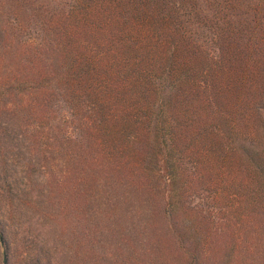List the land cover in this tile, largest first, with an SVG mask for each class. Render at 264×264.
Returning a JSON list of instances; mask_svg holds the SVG:
<instances>
[{
  "label": "trees",
  "instance_id": "1",
  "mask_svg": "<svg viewBox=\"0 0 264 264\" xmlns=\"http://www.w3.org/2000/svg\"><path fill=\"white\" fill-rule=\"evenodd\" d=\"M5 1L0 264H264V0Z\"/></svg>",
  "mask_w": 264,
  "mask_h": 264
},
{
  "label": "rangeland",
  "instance_id": "2",
  "mask_svg": "<svg viewBox=\"0 0 264 264\" xmlns=\"http://www.w3.org/2000/svg\"><path fill=\"white\" fill-rule=\"evenodd\" d=\"M9 4V2H6L5 0H0V10L3 9V10H7V7L6 5ZM7 12V11H6ZM1 116H0V122H1ZM98 201L95 202V205H94V202L91 203V208L94 209L96 212H102V211H105L107 212V208H103V201L101 202V209L98 210ZM125 204V203H123ZM121 206V211L116 213V215H119L122 211L123 212H127V206L125 205H120ZM91 209V210H92ZM89 214L91 216V213L89 211ZM121 216H123V214H121ZM42 219V218H41ZM96 220V217L94 218H91V220ZM92 220V226L91 228H93L94 230H99V226H94V222ZM123 225H127L126 223H124ZM121 226V222H118V221H112L111 225H110V229H109V226L107 225L105 228L109 231H103L101 234V238H99V236L97 237L98 239V246H105V245H109L111 246L112 245V242L108 239V236H109V232L110 230L114 229V228H119ZM38 228H40L39 230L41 232L43 231H46L48 232L47 228L46 227H43L42 228V224L40 222H38ZM95 235V238H96V234L94 233ZM44 244L43 245H40L41 247V252H46V251H49V254H53L55 255L56 253H54V248L58 251H61V257H62V264H71L69 262V253L67 252V250L65 249V245L67 244V241H66V236L65 235H61L59 236V234L56 232L55 234L52 233V232H48L45 236V239L43 240ZM20 251H21V254H22V251H24L23 247H20L19 248ZM66 250V251H65ZM106 263H109L108 261H105L104 264Z\"/></svg>",
  "mask_w": 264,
  "mask_h": 264
}]
</instances>
